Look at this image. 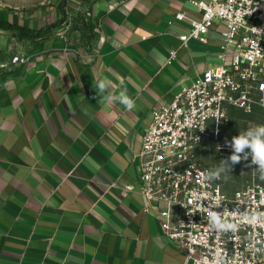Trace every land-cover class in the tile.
I'll return each instance as SVG.
<instances>
[{
    "label": "crops",
    "instance_id": "0c3cea01",
    "mask_svg": "<svg viewBox=\"0 0 264 264\" xmlns=\"http://www.w3.org/2000/svg\"><path fill=\"white\" fill-rule=\"evenodd\" d=\"M82 2L89 27L68 0L0 7L33 30L0 26V62L12 41L30 57L0 66V264H185L145 210L139 153L152 109L220 63L222 25L184 44L193 0ZM101 77L123 79L137 107L101 104Z\"/></svg>",
    "mask_w": 264,
    "mask_h": 264
},
{
    "label": "built area",
    "instance_id": "2783aa9c",
    "mask_svg": "<svg viewBox=\"0 0 264 264\" xmlns=\"http://www.w3.org/2000/svg\"><path fill=\"white\" fill-rule=\"evenodd\" d=\"M68 1L76 13L87 9L82 0ZM193 2L201 18L191 21L189 33L181 39L184 44L191 37L207 41L215 21H220L221 60L171 101L152 109L139 153L145 210L184 251L185 264H264V180L254 176L228 195L221 179L204 178L213 169L203 163L200 153L205 144H212L218 155L232 153L225 146L231 139L222 137L232 107L264 112V0ZM176 16L183 18L184 13ZM15 43L9 47L10 61L0 66L30 60L15 49ZM176 53L171 51V58ZM209 210L221 213L235 229L210 228Z\"/></svg>",
    "mask_w": 264,
    "mask_h": 264
},
{
    "label": "clouds",
    "instance_id": "9594fccd",
    "mask_svg": "<svg viewBox=\"0 0 264 264\" xmlns=\"http://www.w3.org/2000/svg\"><path fill=\"white\" fill-rule=\"evenodd\" d=\"M93 87L101 104L122 105L127 111L137 107L136 101L128 94L123 79L119 84L114 83L108 77L94 78ZM264 107V102H261ZM225 146L230 148L232 154L222 159L216 169L204 174L208 181L221 179V175L230 173L232 167L242 160L247 161L251 157V165H255V171L259 178L264 180V124H257L241 131L238 136L232 137L231 141L225 140ZM219 150V148H218ZM222 214L216 211H208L209 227L214 230H234L235 225L222 219Z\"/></svg>",
    "mask_w": 264,
    "mask_h": 264
},
{
    "label": "rangeland",
    "instance_id": "374dc122",
    "mask_svg": "<svg viewBox=\"0 0 264 264\" xmlns=\"http://www.w3.org/2000/svg\"><path fill=\"white\" fill-rule=\"evenodd\" d=\"M44 1L45 0H0V7L11 12L32 11ZM257 124H264V112L260 108H256L253 112L249 113L232 107L230 109L229 124L224 127L222 137L225 139H232V137L238 136L241 131ZM200 153L203 163L213 170L217 168L222 159H226L232 154L228 153L223 156L218 155L212 144L203 145ZM255 168V165H251L250 157L247 161L242 160L240 163L234 165L229 174L221 175L224 191L228 195H231L237 188L243 186L254 176L257 180H262L256 173Z\"/></svg>",
    "mask_w": 264,
    "mask_h": 264
},
{
    "label": "trees",
    "instance_id": "16d2710c",
    "mask_svg": "<svg viewBox=\"0 0 264 264\" xmlns=\"http://www.w3.org/2000/svg\"><path fill=\"white\" fill-rule=\"evenodd\" d=\"M74 22H75V25L77 24H80V26L82 27H89L88 24H87V21H86V16L83 14V13H77L75 19H74ZM0 26H5V27H8V28H13V29H18L20 34L21 35H27L29 34L30 31L33 32L32 29L30 28H27L25 26H19V25H14V24H11L10 22L4 20L3 22L0 21ZM48 29H42V30H39L37 31L36 35H40V34H43L47 31Z\"/></svg>",
    "mask_w": 264,
    "mask_h": 264
}]
</instances>
